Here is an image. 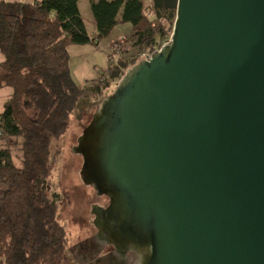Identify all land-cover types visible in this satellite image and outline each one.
Listing matches in <instances>:
<instances>
[{
    "label": "water",
    "instance_id": "water-1",
    "mask_svg": "<svg viewBox=\"0 0 264 264\" xmlns=\"http://www.w3.org/2000/svg\"><path fill=\"white\" fill-rule=\"evenodd\" d=\"M80 126L86 219L119 258L264 264V0H178L170 42Z\"/></svg>",
    "mask_w": 264,
    "mask_h": 264
},
{
    "label": "trees",
    "instance_id": "trees-1",
    "mask_svg": "<svg viewBox=\"0 0 264 264\" xmlns=\"http://www.w3.org/2000/svg\"><path fill=\"white\" fill-rule=\"evenodd\" d=\"M177 1L92 0L96 32L90 35L79 0H0V88L13 89L0 114V264H75L67 255L69 233L58 220L62 196L50 191L52 142L69 130L85 95L71 73L69 46L97 44L116 25L130 23L124 40L154 51V20L167 21L172 31ZM110 60L104 87L118 84L136 62ZM101 85L93 94L102 95ZM11 140L20 145L21 166Z\"/></svg>",
    "mask_w": 264,
    "mask_h": 264
},
{
    "label": "rangeland",
    "instance_id": "rangeland-1",
    "mask_svg": "<svg viewBox=\"0 0 264 264\" xmlns=\"http://www.w3.org/2000/svg\"><path fill=\"white\" fill-rule=\"evenodd\" d=\"M146 4L151 0H144ZM92 0H80L79 8L83 18L85 19L88 30L93 32L94 16L91 9ZM131 25V24H129ZM155 27V42L154 51L159 50L163 45L170 42L173 32L169 27V23L165 20H154ZM160 25L164 26L163 34L160 35ZM125 27L118 26L109 36L100 40L97 45L93 44L87 48H81V45H75L70 48L69 65L71 73L80 87L85 90V95L78 108L77 113L73 116L69 130L59 139H54L51 145V163H50V191L58 192L62 196L59 204L58 220L64 225L69 233L70 247L67 250V255L71 262L75 264H106L108 254L115 253L113 246L106 245L103 242L97 241L95 238V229L90 226L86 217L88 216V205L94 200H97L96 190L92 186L84 188L81 181L75 172L79 165V157L72 153L73 143L77 141V135L80 133L81 126H85L92 113L98 109L101 101L111 95L117 84L111 82L107 87L103 86L102 95L93 94V87L100 82L101 78H106V70L109 67L110 59H118L125 57L130 59L136 58L140 52L151 50V47H139L134 45L133 41H125L119 39L120 36L126 33ZM119 39V40H118ZM113 40V43H111ZM77 47V48H75ZM120 49L122 53L116 50ZM122 54V55H121ZM4 59V55L0 51V62ZM134 65V64H133ZM133 65H130L129 68ZM128 68V69H129ZM127 71V70H126ZM13 89L11 87L0 88V114L4 110L5 103L12 97ZM25 110L31 115H35L34 107L24 101ZM95 109V110H94ZM80 123V125H79ZM5 146L4 142H0V147ZM12 158L18 165H22L20 161V149L18 142L11 140ZM110 200L107 195L99 197V204L106 205ZM131 258H136V255L129 254ZM125 262V261H124ZM127 263V262H125ZM129 264H132L130 262Z\"/></svg>",
    "mask_w": 264,
    "mask_h": 264
},
{
    "label": "crops",
    "instance_id": "crops-1",
    "mask_svg": "<svg viewBox=\"0 0 264 264\" xmlns=\"http://www.w3.org/2000/svg\"><path fill=\"white\" fill-rule=\"evenodd\" d=\"M8 1H20V2H27V3H32V2H35V1H37V0H8ZM80 1V0H79ZM83 17V16H82ZM84 19V18H83ZM84 21H85V19H84ZM86 23V22H85ZM130 23H121V24H118V25H116L114 28H113V30L110 32V34L107 36V37H109L113 32H114V30L118 27V26H123V27H125V31H127L126 33H124V35L122 36H120V38L119 39H122V40H124L126 37H128L129 35H131V33H132V31H133V28H132V25H129ZM92 26H94V29H93V32H91L90 33V31L88 30V32H89V34L90 35H94L95 34V32H96V22H95V19H94V24L92 23ZM88 29V28H87ZM118 39V40H119ZM98 43H100V41L98 42ZM111 43H113V40H112V42ZM94 43H88V44H83V45H81L82 47L81 48H87V46H90V45H93ZM95 45H97V44H95ZM75 45H71V46H69V53H70V48H73ZM77 46V45H76ZM75 48H77V47H75ZM71 55V54H70ZM4 60V59H3ZM2 60V61H3ZM1 61V62H2ZM129 259L130 260H133V264H136L135 263V259L134 258H130L129 257ZM124 261V260H123ZM122 264L123 262H122V260H121V258H119V256H117L116 254H108V261L106 262V264Z\"/></svg>",
    "mask_w": 264,
    "mask_h": 264
},
{
    "label": "built area",
    "instance_id": "built-area-1",
    "mask_svg": "<svg viewBox=\"0 0 264 264\" xmlns=\"http://www.w3.org/2000/svg\"><path fill=\"white\" fill-rule=\"evenodd\" d=\"M116 51L119 52V53H122V51L120 49H117ZM151 54H152V52L150 50H145V51L140 52L139 55L136 58L132 59V60H135L136 61L135 64H136L140 60L148 59L151 56ZM146 55H148V57ZM104 80H105L104 78H101L100 82H104Z\"/></svg>",
    "mask_w": 264,
    "mask_h": 264
},
{
    "label": "flooded vegetation",
    "instance_id": "flooded-vegetation-1",
    "mask_svg": "<svg viewBox=\"0 0 264 264\" xmlns=\"http://www.w3.org/2000/svg\"><path fill=\"white\" fill-rule=\"evenodd\" d=\"M103 243H105V241H104ZM111 246H112V245H111ZM110 254H111V253H110ZM114 254H116L117 256H119L118 253H117L116 251H115ZM129 257H130V255H128L126 259H121L122 262H123L122 264H129L130 262H132V264H133V260H130ZM130 258H131V257H130ZM123 260H124L125 262H127V263H125ZM120 264H121V263H120Z\"/></svg>",
    "mask_w": 264,
    "mask_h": 264
}]
</instances>
